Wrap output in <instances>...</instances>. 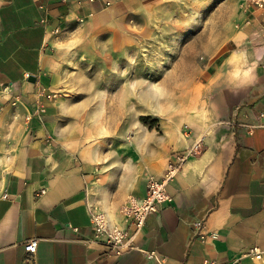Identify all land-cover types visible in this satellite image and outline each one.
<instances>
[{
    "label": "crops",
    "instance_id": "crops-1",
    "mask_svg": "<svg viewBox=\"0 0 264 264\" xmlns=\"http://www.w3.org/2000/svg\"><path fill=\"white\" fill-rule=\"evenodd\" d=\"M146 7L0 0V264H261L248 252H264V10L240 12L202 50L175 45L157 80L162 96H147L140 77L139 109L126 67L113 96H82L85 69L101 56L131 73L132 45L120 38ZM196 144L200 153L168 186L172 202L135 234L124 203L143 198L147 181ZM97 211L129 230L131 249L119 256L95 239Z\"/></svg>",
    "mask_w": 264,
    "mask_h": 264
},
{
    "label": "rangeland",
    "instance_id": "rangeland-1",
    "mask_svg": "<svg viewBox=\"0 0 264 264\" xmlns=\"http://www.w3.org/2000/svg\"><path fill=\"white\" fill-rule=\"evenodd\" d=\"M144 1L147 2V7L142 12L137 11L131 15V36L120 38L121 43L124 39H129L132 45L131 73L128 62L119 61L115 68L117 70L113 72L112 60H109V65L107 59H102L101 56L98 66L91 64L85 69V77L89 83H84L82 96H91V90L97 88L104 96H113L116 93L114 91L123 86V67L127 69L125 76L131 77V100L137 109L140 108V77L148 81L147 96H157V91L162 96L163 92L157 89L156 84L157 80L167 75L168 67L173 65V55L177 54H172L174 46L191 44L202 50L213 44L219 36L236 26L240 12L247 13L248 0ZM99 43L107 44L108 38L101 37ZM108 89L109 93L106 92ZM140 120L149 127H155L158 123L152 117H141Z\"/></svg>",
    "mask_w": 264,
    "mask_h": 264
},
{
    "label": "built area",
    "instance_id": "built-area-1",
    "mask_svg": "<svg viewBox=\"0 0 264 264\" xmlns=\"http://www.w3.org/2000/svg\"><path fill=\"white\" fill-rule=\"evenodd\" d=\"M251 8L264 10V0H248L246 11L248 12ZM39 95V97L46 96L44 91H41ZM57 96L58 94H49L46 98L56 99ZM38 111L43 113L45 111L44 106L41 105ZM199 153L200 144H196L183 152L175 154L170 158L165 173L160 179L150 178L147 181L146 194L143 198L131 197L124 203L121 213L125 217L128 226L135 229V234H138L144 228L147 219L151 215L172 202V197L168 193L169 184L183 170L190 158L195 157ZM4 197L6 198L7 196ZM196 226L199 230V237L202 240L206 239V235L202 233V224L199 223ZM93 230L95 239L101 240L108 249L114 250L117 255L120 256L125 250L131 249L130 242L132 236H130L129 230L113 225L104 213L98 211L95 213L93 217ZM37 249V240H31L25 244V250L30 258L36 254ZM248 256L264 264V252L259 247L251 248ZM148 258L156 259V254L151 252L148 254Z\"/></svg>",
    "mask_w": 264,
    "mask_h": 264
},
{
    "label": "water",
    "instance_id": "water-1",
    "mask_svg": "<svg viewBox=\"0 0 264 264\" xmlns=\"http://www.w3.org/2000/svg\"><path fill=\"white\" fill-rule=\"evenodd\" d=\"M30 79H32V80H33L34 78H30Z\"/></svg>",
    "mask_w": 264,
    "mask_h": 264
}]
</instances>
